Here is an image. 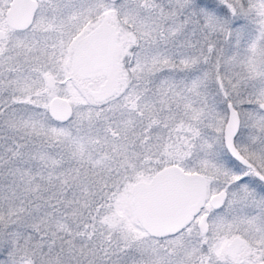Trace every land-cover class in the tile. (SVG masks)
Returning <instances> with one entry per match:
<instances>
[{
	"label": "snow or ice",
	"instance_id": "1",
	"mask_svg": "<svg viewBox=\"0 0 264 264\" xmlns=\"http://www.w3.org/2000/svg\"><path fill=\"white\" fill-rule=\"evenodd\" d=\"M0 264H264V0H0Z\"/></svg>",
	"mask_w": 264,
	"mask_h": 264
}]
</instances>
